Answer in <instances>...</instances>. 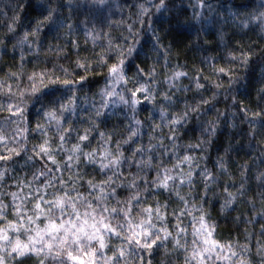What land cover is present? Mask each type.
<instances>
[{"label": "trees", "instance_id": "obj_1", "mask_svg": "<svg viewBox=\"0 0 264 264\" xmlns=\"http://www.w3.org/2000/svg\"><path fill=\"white\" fill-rule=\"evenodd\" d=\"M43 2L44 0H0V39L7 41V47L0 46V136L3 137L0 140V156L10 157L8 160H0V170L6 171V177L0 180V202L9 206V219L12 218L13 204L10 193L17 192L21 198L27 197L30 201L31 196L36 194L37 187H41L47 199H51L53 193L63 194L65 190L74 197L76 192H80L87 198V202L96 207V192L88 188L87 181L93 179L99 182L113 174L111 170L100 169L99 152L108 148L114 153L116 141L126 138L130 130L135 128L136 135L132 141L121 145L125 158L116 172L123 175H119L113 184L119 195L115 198L110 195L108 202L101 204L100 209L104 206L127 207L122 203L118 205L117 201L123 202L128 197L126 182L139 173L141 178L137 180V184L144 189L146 180L147 188L141 191L138 206L131 212L134 223L138 224L141 219H146L142 207L156 208L159 204L164 220L158 219L154 212L152 223L156 227L153 231H158L163 226L175 234L173 226L178 223L177 215L180 213L174 210L185 205L174 191L152 187V180L157 175V165L160 169H172L174 176L187 171L190 167L187 162L178 168L172 166L178 158L191 155L194 157L191 163L193 185L184 183L179 189L180 194L188 201L187 210L180 215L179 221L187 229L188 244L191 245L194 239L193 216H199V209L203 208L207 211L209 224L215 226L216 239L225 244L233 242L237 251H240V245L247 243L250 251H246L245 255L253 264H261V257L257 254V240L261 239L260 224L247 221L249 217L253 221L259 219L252 215L253 212L260 211L259 197L255 196L254 177L257 172L264 171V163H261L264 157L260 155L261 145H257L255 141L249 144L248 124L244 113L239 111L241 100L250 110L255 109L256 89L264 82V32L260 31L259 21L250 20L248 27L241 23L248 19L243 13L256 12L252 6L257 0H208L211 4L210 12L206 8L194 9L191 5L196 4L197 0H168L169 10L166 11H157L154 7L159 0H105L104 6L96 4V7H92L95 0H71V3L60 0L64 5L60 13L65 21L64 29L57 33L49 27H42L37 37H29L31 47L24 44L23 47L13 48L16 39L24 32L30 33L36 21L42 19ZM141 3L149 9L143 15H139L138 5ZM245 3L247 7L244 6ZM97 8L102 10L97 11ZM194 11H202L208 17L207 26L199 36L196 30L185 25V21L195 25V21L190 19ZM68 23L74 25L71 35L67 32ZM10 24L14 36L8 30ZM129 25H132L131 31ZM199 27L196 25L197 30ZM87 31H92L98 37L95 42L86 35ZM221 35L223 39L220 38ZM109 40L114 49L116 45H120L125 53L129 46L134 48L132 55H126L125 58V72L129 78L127 84L121 81L113 85L109 80L108 65L118 62L114 52L108 53L112 56L111 60L105 56L106 63L102 65L99 62L98 54L107 50ZM73 41H76V46H73ZM241 46L244 51L252 52L247 66L239 61L231 62V57L228 56L229 50L239 52ZM77 60L88 62L90 70L85 72L78 68ZM214 64L230 69V73H214ZM138 67L143 70L139 76ZM13 72L17 75L12 76ZM175 72L187 75L171 79ZM33 73L36 74V86L40 89L36 93L31 92L33 81L28 79ZM42 73L48 78L78 81L74 84L78 88L75 105L68 100L72 93L64 92L62 86L58 85L61 92L49 95L50 89L44 87L48 79H44L43 84L40 83ZM229 75L234 78L231 84ZM80 76H85V80L79 81ZM197 79L203 85L200 89L195 87ZM217 83L222 84V87L216 88ZM141 84L146 85V91L137 93L139 102L134 108L120 101V95L130 97L131 90ZM106 85L115 93L114 96L102 93L101 90ZM165 95L171 99L165 100ZM233 97L236 98L235 101ZM53 99L62 127L44 116L46 110H52ZM203 100H208V103H202ZM64 102L69 104V110L61 115L60 104ZM105 102L107 107H101ZM198 103V110L188 112L187 118L175 126V137L169 139L172 132L168 121L172 115L182 114L186 104L196 107ZM10 105L13 106L11 111ZM17 107L24 109L23 117ZM161 108L166 110V120L160 118ZM97 110L100 111V116L95 115ZM137 120L140 121L139 125L135 123ZM209 120L216 123V131L212 135L206 131V128L211 127ZM38 123L42 128H37ZM154 125L159 127L154 128ZM69 126L71 130L65 132L64 129ZM85 128L88 129V140L80 142L81 147L84 151L97 149L96 160L85 161L81 154V161L73 160L69 167L68 156L72 155L70 149L78 142V136L85 134ZM101 132L105 133L104 137L100 135ZM61 135L64 136L63 140L60 139ZM109 135L112 140L105 143ZM45 139L48 140L47 147L56 160L55 164L46 155L40 154L37 147ZM200 140L205 141L201 148L189 147ZM138 145L144 148V152L138 153L136 160L152 158V166L142 171L134 161L128 159ZM229 145L231 148L225 154ZM8 149L16 151L9 153ZM221 156L225 159L227 172H218L216 168L217 158ZM245 161L248 175L242 178L240 171ZM205 168L218 174L217 183L209 185L210 190L207 191L200 177V172ZM41 171L47 173V176H42ZM34 173L36 180H33ZM52 177H55L52 185L43 188V181ZM61 179L67 182V189L61 186ZM242 179L246 180V186L250 185L252 188L248 197H255V208L247 203L248 197H238L233 208L222 211L225 181L229 189L235 191ZM121 181H125V184L122 185ZM233 181H236L235 185ZM175 183L178 184L179 180ZM107 190L111 192V188ZM133 203L136 205L137 201ZM27 207L31 208L32 204L28 203ZM85 210L86 204H82L81 213ZM188 211H191V216L187 214ZM123 222L122 213L111 218L113 224ZM127 227L125 223V232ZM21 238L26 239L25 236ZM122 243V238H111L105 255L111 256L113 246L118 247ZM164 246L147 251L135 250V256L127 258V264H141V257L142 264H161ZM166 246L172 248L170 242ZM35 259L33 257L25 264H34ZM167 259L171 264H184L183 250L170 252ZM9 264L12 262L9 261ZM46 264H59V260L49 255Z\"/></svg>", "mask_w": 264, "mask_h": 264}, {"label": "snow or ice", "instance_id": "obj_2", "mask_svg": "<svg viewBox=\"0 0 264 264\" xmlns=\"http://www.w3.org/2000/svg\"><path fill=\"white\" fill-rule=\"evenodd\" d=\"M71 3V0H68ZM96 4L100 6L105 5V0H95L92 7H96ZM63 4L60 0H44L42 4V19H38L35 25L32 28V31L24 32L22 36L16 39V42L13 44V48L16 46L23 47L24 44H28L31 47L29 37H37L40 33L42 27H49L52 30L60 33L64 29V18L60 15L63 8ZM194 9L199 7L200 9H208L211 11V4L208 3V0H197L196 4L191 5ZM247 7V3L244 5ZM79 7V5H77ZM140 9L139 15L147 13L149 9L145 7L143 3L138 5ZM154 7L157 11H166L169 10L168 0H159L158 4H155ZM174 7V5H173ZM253 9H260L259 14H256L254 11L253 14L243 13V15L248 16V19L241 21L244 27L249 26V21H259L260 31L264 32V0H257V3L254 4ZM102 10L97 8V11ZM46 13V14H44ZM138 15V18H139ZM15 19V18H14ZM191 20L195 21V25L190 21H185V25L192 30H196L197 36L206 28L208 17L204 15L202 11H194ZM196 25H199V29H196ZM132 25H129V31H131ZM10 33H13V27L10 24L8 26ZM74 31V25L68 23L67 32L71 35ZM86 35L89 36L93 42L97 40V36L93 34L92 31H87ZM223 39V36H220ZM0 46L7 47V41L0 39ZM73 46H76V41H73ZM134 51L133 46H129L127 53H125L120 45H116L115 49L113 48V43L111 40L108 41V47L105 52L98 54L99 62L103 65L106 63L105 56L108 60L112 59L111 55H108L109 52H114L117 56L118 62L108 65L109 80L115 84H119L123 81L125 84L129 82L127 73L125 72V58L131 56ZM252 55L251 50L244 51L243 46L240 47V51L237 52L235 49L228 51V56L231 57V62L239 61L241 64L247 66ZM77 67L83 69L85 72L90 70L91 65L88 62H80L77 60ZM214 73H225L229 74L230 69L225 67H220L218 65H213ZM67 71V70H65ZM143 71L138 67L137 76ZM151 74V73H150ZM12 76H16L17 73H11ZM187 75L182 72H175L171 79H178L182 76ZM36 74L33 73L28 77L30 81H33L31 86V92L36 93L40 89L37 88L35 83ZM208 79V77H204ZM44 79H48V83L44 85L45 88L50 89L49 95L61 92V87L64 92H71L72 95L68 97V100L71 101L74 106L78 96V88L74 87V84H77L78 81H73L69 79L60 80L56 78H48L41 74L40 83H44ZM168 79V78H166ZM85 76H80L79 81H84ZM234 78L232 75H229V83H233ZM139 83V81H137ZM195 87L200 89L203 85L197 79L195 81ZM222 84L217 83L216 88H221ZM27 91V89H25ZM106 96H114L115 93L112 90H109L108 85L105 86V89L101 90ZM146 91V85H139L134 90H131V96L126 98L123 95H120L119 99L122 103L126 105L134 106L139 102L137 98V93H143ZM147 99V97H146ZM165 100H170L171 98L165 95ZM234 101L236 100L233 97ZM52 110H46L44 116L50 118V121H55L57 126L62 127L61 118L57 115L55 110V99L51 101ZM202 103L207 104L208 100H203ZM240 109L239 111L244 113L245 121L248 124V133L250 137L249 144L252 141H255L260 147V155L264 157V82H261L259 87L256 89V107L255 109H249L247 104L242 100L239 101ZM12 105L9 106L11 111ZM101 107H107V102L101 105ZM199 103L196 107H193L190 104H186L185 111L182 114H173L171 120L168 121L170 126V131L172 132V139L175 137V126L178 125L182 120L186 119L188 112H195L198 110ZM61 115L63 112L69 110V104L67 102L60 104ZM74 110V109H73ZM17 111L20 116L23 117L24 109L17 107ZM96 116H100L101 113L99 110L95 113ZM160 118L166 120V110L164 108L160 109ZM137 125L140 124V121H135ZM208 124L211 125L210 129L206 128V131L209 132V135H212L216 131V123L214 120H209ZM231 126V125H230ZM154 128L159 127V125H154ZM37 128H42V125L37 124ZM71 130L69 128L64 129L65 132ZM85 134L78 136V142L75 143L70 149L72 155L68 156L69 167H71V162L73 160L80 162L81 154L83 160L85 161H95L97 149H92L91 151H84L81 147L83 141L88 140V129H84ZM102 137L105 136V133L101 132ZM136 135V129L133 128L130 130L126 138L116 141V150L113 153L110 149L104 148L99 152L101 159L99 160V167L102 171H112V175L107 176L105 179L96 182L93 179L87 181L89 189H92L96 192L94 197L96 202V207H93L91 202H87V198L80 192H76V196L70 195V193L65 190L63 194L59 192L53 193L51 199H47L45 193L41 191V187H37L36 194L31 196L29 201L27 197L21 198L17 192H11L10 195L13 200L12 208V218L9 219V214L7 204L0 202V264H9V261L12 264H25L26 261L35 257L34 264H46V258L49 255H52L54 259L59 260V264H127V258L135 256V250H153L159 249L161 245L164 246V257L161 259V264H171V261L167 259L170 252H176L177 250H183L184 254V264H253V262L247 258L245 255L246 251H250L249 245L247 243L240 245V251H237L233 245V242H228L227 244L221 242L215 238V226L214 224H209L207 211L203 208H200V215L193 216V232L192 235L194 239L191 242V245L188 244L186 234L187 229L181 226L180 215H183L187 210L188 201L186 198L180 194V187L184 183L193 185V169L191 168V163L194 159L191 155H184L181 158L177 159V162L173 164L172 168H178L181 164L187 162L190 167L187 171H181L176 176L172 174V169L164 168L160 169L157 165V175L152 180V187L157 189L172 190L175 192V195L183 202L185 207L178 208L174 212L178 211L180 215H177L178 223L173 226L175 234L173 231H170L167 227H161L158 231H153L156 227L152 223L153 213L155 212L156 217L161 221L164 220V216L161 214L160 206L157 205L156 208L152 207H142V212L146 215V219H141L138 224L134 223V219L131 217V212L134 207L138 206V198L141 195V191L146 190L147 181L145 180V188L141 189L140 185L137 184V180L140 179V174L138 173L130 181H127V187L129 189L128 197L123 201H117V204H125L127 207H111L104 206L100 209L101 204H106L111 195L113 198L119 195L116 187H113L115 179L123 173H117L116 169L120 167L122 160L125 158L124 151L121 150L122 144H128L129 141H132L133 137ZM3 137L0 136V140ZM60 139L63 140L64 136L61 135ZM112 140V136L109 135L105 139V143H109ZM205 141L200 140L194 145H189L191 148H201ZM48 140L45 139L43 143L38 145L40 149V154H44L48 159L52 160L55 164L56 160L51 155L48 147ZM151 148L152 146L149 145ZM231 146L225 150V154L230 150ZM9 153L15 152L16 149H8ZM144 148L137 146L133 150L132 154L128 159L134 161L138 168L142 171L144 168L152 166V158L148 157L147 159L136 160L135 157L138 153H143ZM9 156H0V160H8ZM261 163H264V160H261ZM216 168L218 172L223 171L227 172L228 169L225 164V159L223 156L218 157L216 161ZM247 169V161L241 167L240 176L246 178L248 173L245 170ZM161 171L163 175H161ZM42 176H47V173L41 171ZM6 177V171L0 170V180H3ZM200 177L204 181L205 190H210L209 185L217 183L218 174H214L205 168L200 172ZM231 179V177H229ZM37 177L35 173L33 174V180H36ZM55 177L47 178L43 181V188H47L52 185V181ZM73 183L72 177H69ZM256 190L255 196L259 197L260 211L253 212V216L259 217L258 220L253 221L252 217H249L247 223H259L260 224V238L257 240V254L261 257V264H264V171H259L255 174ZM176 180H179V183H175ZM172 182V183H170ZM236 181H233L235 185ZM60 184L63 188L67 189V182L63 179L60 180ZM121 184H125V181H121ZM31 187V185H29ZM111 188V192L107 190ZM132 189H138L137 191H132ZM75 191V189H73ZM252 191L250 185L246 186V180L242 179L239 182V187L235 191H231L227 186V181H225V187L223 188L224 196L223 203L221 205V210H226L233 208L238 197H248V193ZM203 199V197H202ZM19 200V203L16 201ZM134 201H137V204L134 205ZM31 203L32 207H27V204ZM247 203L251 204L253 208L256 205L255 197H248ZM86 204V210L83 214L80 211V206ZM195 207V205H193ZM98 209H100L98 211ZM59 213V215H57ZM123 214L124 222L113 224L111 223V218ZM188 215H192L191 211L187 212ZM125 223L128 225L127 232H125ZM42 225V226H41ZM139 229V231H137ZM247 233V229H245ZM250 235V234H249ZM25 236L26 239L21 237ZM123 239L121 245L113 246L112 255H105V251L108 249L109 241L111 238ZM183 239V242H182ZM170 242L172 248L169 249L166 244ZM43 257V258H42ZM66 257V259H63ZM143 258L141 257V264ZM151 264V262H149Z\"/></svg>", "mask_w": 264, "mask_h": 264}, {"label": "clouds", "instance_id": "obj_3", "mask_svg": "<svg viewBox=\"0 0 264 264\" xmlns=\"http://www.w3.org/2000/svg\"><path fill=\"white\" fill-rule=\"evenodd\" d=\"M259 12H260V9H256V14H259Z\"/></svg>", "mask_w": 264, "mask_h": 264}]
</instances>
